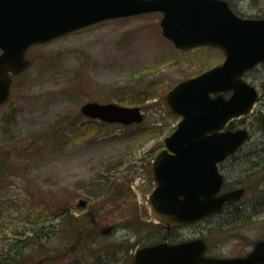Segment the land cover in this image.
Returning a JSON list of instances; mask_svg holds the SVG:
<instances>
[{"label":"rangeland","instance_id":"rangeland-1","mask_svg":"<svg viewBox=\"0 0 264 264\" xmlns=\"http://www.w3.org/2000/svg\"><path fill=\"white\" fill-rule=\"evenodd\" d=\"M229 1L244 17H264V0ZM162 15L103 20L27 51L32 65L0 106V251L42 225L53 236L63 207L73 215L66 227L76 226L89 242L57 232L48 245L66 257L51 250L50 264H131L138 247L158 239L152 163L181 119L167 110L164 94L225 57L210 46L179 50L162 33ZM245 76L262 92L264 63ZM87 101L140 106L145 118L131 125L91 119L80 109ZM262 112L263 94L252 112L231 121L251 131L223 162L226 189L245 186L243 198L184 228L182 238L205 237L224 255L243 254L264 239V166L246 170L256 156L264 162ZM80 199L87 204L78 206Z\"/></svg>","mask_w":264,"mask_h":264},{"label":"water","instance_id":"water-1","mask_svg":"<svg viewBox=\"0 0 264 264\" xmlns=\"http://www.w3.org/2000/svg\"><path fill=\"white\" fill-rule=\"evenodd\" d=\"M161 11L163 35L178 49L220 48L225 58L164 94L166 108L181 115L154 158L153 214L167 224H186L223 210L245 187L220 192L224 161L250 137L248 127L227 123L249 113L259 97L246 71L264 62V17H243L228 0H0V105L10 98L9 72L31 64L26 50L102 20ZM264 92V83L262 85ZM230 92V95L226 93ZM81 112L91 119L130 125L145 115L140 106L87 101ZM264 129V112L259 117ZM80 199L78 206L86 205ZM204 239L140 247L132 264H263L264 239L246 255L207 257Z\"/></svg>","mask_w":264,"mask_h":264},{"label":"trees","instance_id":"trees-1","mask_svg":"<svg viewBox=\"0 0 264 264\" xmlns=\"http://www.w3.org/2000/svg\"><path fill=\"white\" fill-rule=\"evenodd\" d=\"M50 136L51 134L46 137ZM233 159L236 160L237 157H234ZM260 159L261 157L256 156L255 158L247 161V163H250V165L246 170L250 169L251 171H254L257 167H263L264 162L260 163ZM263 194L264 192L261 193V195ZM56 215L58 217V223L54 224L55 229L53 231V236L52 234H49V230L47 229L48 226L42 225L40 226V231H30L31 233L28 234L25 238H17L15 242H10L6 246L3 245L4 250L0 251V264H50V258L47 257L50 256L51 250H53L55 254H58L59 248L48 245V238L54 237L57 232H59V235H62L64 233V230L70 231V233L74 237H77V239L79 238V236L84 235L80 240H82L83 242L87 241V243L89 242V235H78L76 226H73V228L66 227L65 222L73 217V215L70 213L69 208H61V210H59ZM76 220L78 219L76 218ZM72 222L74 225H76V222ZM90 241L93 242V239H91ZM62 253L63 252H60V254H58L57 256L62 258L66 257V252L64 253L65 255H63ZM44 257H46V261L41 260Z\"/></svg>","mask_w":264,"mask_h":264},{"label":"flooded vegetation","instance_id":"flooded-vegetation-1","mask_svg":"<svg viewBox=\"0 0 264 264\" xmlns=\"http://www.w3.org/2000/svg\"><path fill=\"white\" fill-rule=\"evenodd\" d=\"M2 52V50L0 49V53ZM21 73H18V74H11V95H12V90L14 88V80H15V77L20 75ZM261 97V96H260ZM237 153V152H236ZM235 153V154H236ZM234 154V155H235ZM233 155V156H234ZM228 160V159H227ZM226 160V161H227ZM225 161V162H226ZM226 169L227 167H225L224 163H220V171L222 173H224L225 177L227 175V172H226ZM226 172V173H225ZM241 200V199H240ZM239 200V201H240ZM238 202V201H237ZM236 202V203H237ZM235 204V203H234ZM223 213V212H222ZM218 214H221V213H217V214H211V215H208L204 218H202L201 220L197 221V222H194V223H189V224H184V225H180V224H167L165 220H162V219H158L159 221L157 222V224H155L159 229H158V232H157V237L158 239L155 240V242L153 243H150V244H146V245H143V246H148V245H155V244H158V243H163V242H167V243H179V242H183V241H187V240H190V239H196V238H199V239H205V242H206V248H205V251H204V254L205 256L207 257H219V258H223V257H229V256H238V255H246L248 252H250L252 250V248L254 247V244L252 245V247L247 251V252H244L243 254H236V255H224V254H220V253H217L215 251H212V243L209 242L205 237H202V236H197V237H193V238H182L183 235L180 234V231H182L184 228L186 227H189L195 223H198L200 221H204L210 217H213L215 215H218ZM217 247H219L220 245L219 244H216ZM142 247V246H141ZM140 247H138L137 249H139ZM136 249V250H137ZM132 263V262H131Z\"/></svg>","mask_w":264,"mask_h":264}]
</instances>
